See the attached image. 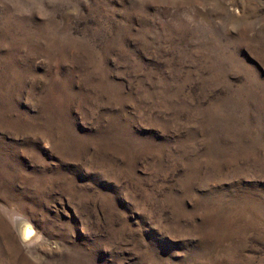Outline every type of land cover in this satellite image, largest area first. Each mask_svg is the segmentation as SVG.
<instances>
[{
    "label": "rangeland",
    "instance_id": "obj_1",
    "mask_svg": "<svg viewBox=\"0 0 264 264\" xmlns=\"http://www.w3.org/2000/svg\"><path fill=\"white\" fill-rule=\"evenodd\" d=\"M0 264H264V0H0Z\"/></svg>",
    "mask_w": 264,
    "mask_h": 264
},
{
    "label": "bare ground",
    "instance_id": "obj_2",
    "mask_svg": "<svg viewBox=\"0 0 264 264\" xmlns=\"http://www.w3.org/2000/svg\"><path fill=\"white\" fill-rule=\"evenodd\" d=\"M22 228H23V227H22ZM22 228H21V229H22ZM23 230H24V228L22 229V231H23ZM24 233H25V232H24Z\"/></svg>",
    "mask_w": 264,
    "mask_h": 264
}]
</instances>
